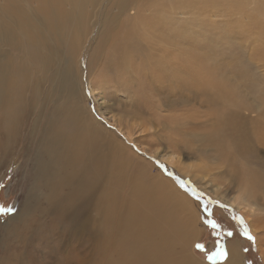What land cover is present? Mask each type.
I'll use <instances>...</instances> for the list:
<instances>
[{"label":"rangeland","instance_id":"rangeland-1","mask_svg":"<svg viewBox=\"0 0 264 264\" xmlns=\"http://www.w3.org/2000/svg\"><path fill=\"white\" fill-rule=\"evenodd\" d=\"M107 1H102L100 11L103 7L104 12L109 8L111 3L106 4ZM181 1V7H177V0L175 5L162 0H135V3L129 0L124 4L125 11L122 6L117 8L119 12L116 7L110 8L109 15L115 16V29L109 32L110 39L99 51L97 61H89L87 55L103 30H100V22L94 25L77 55L76 66L81 73L86 104L107 135L129 149L132 168L140 165L138 163H148L151 173H160L194 206L198 234L187 243L196 260L204 264H224L226 257L217 259L218 263L207 259L219 241L226 253L228 246L237 245L241 264H264V214L254 218L256 233L252 234L246 216L213 194L216 188L226 197L249 192L255 196L253 200L264 207V45L256 24L257 16L263 23L264 0L248 5L239 0L227 3L223 0ZM237 6L240 8L236 9ZM99 7L93 6L96 10ZM128 7L133 8L130 17ZM126 18L131 20L127 24L129 31L122 30L120 25L127 22ZM151 18L156 28L149 26ZM164 24L170 26L160 31ZM172 24L178 29L180 26L181 35H186L185 39L180 36L181 41L178 38L176 50H172L169 45L173 43L168 45L161 35L163 32L168 36L169 28L174 27ZM124 41L128 44L127 51L120 50ZM158 41L163 46H158ZM164 52L168 59L162 55ZM123 64L127 68L122 67ZM91 79L93 87L88 84ZM101 94L106 97L107 107L110 106L109 112L102 114L97 105ZM257 103L261 104L260 108L256 107ZM31 120L19 116L21 139L27 138ZM17 143L18 135L0 138V156L5 151L9 158L1 160L0 164V205L15 209L12 213H0V264H17L16 254L20 251H25L29 258L32 256L31 260L27 259L28 264H51L44 258L47 243H50L48 233L41 237L24 226H30V219L25 218L40 210L23 208L29 187L28 169L24 164L29 163L31 153L24 152L25 146H20V140ZM159 153L174 157V163L164 161L158 157ZM147 184L150 181L145 186ZM40 189L44 195L40 203L42 209L48 202L49 191L46 183ZM233 217L236 222H245L254 240L244 235V229L239 228ZM111 221L114 228L120 225ZM207 221L219 222L221 230H230L233 236L221 239L224 236L221 231L208 234ZM18 240L21 241L18 243ZM65 241L60 246L67 247ZM197 244H202L204 249H198ZM172 246L174 250L180 248L178 244ZM88 248L85 251L89 252ZM55 250L54 258L61 256L65 249L56 246ZM32 253L37 255V261L33 260ZM66 264L88 263L77 258Z\"/></svg>","mask_w":264,"mask_h":264},{"label":"bare ground","instance_id":"bare-ground-1","mask_svg":"<svg viewBox=\"0 0 264 264\" xmlns=\"http://www.w3.org/2000/svg\"><path fill=\"white\" fill-rule=\"evenodd\" d=\"M102 1L0 0V138L18 135V143L20 140V146H25L24 152L31 153L29 163L24 164L28 169L29 187L23 208L25 211L33 207L40 210L26 217V221L30 219V226H24L40 236L48 233V240L53 244L47 243L44 258L51 264H66L77 258L85 259L88 264H204L191 255L190 243H187L198 234L196 209L189 199L178 194L160 173H151L152 167L148 163H138L142 166L136 164L132 168L129 149L107 135L86 104L81 73L76 66L77 55L87 34L100 22V30H103L96 46L87 55L89 61H97L99 51L110 39L109 32L115 29V16L109 15V9L124 7L129 0H109L106 4H111L105 12L104 7L103 12L100 11ZM131 1L135 3V0ZM162 1L175 5L176 0ZM177 1V7H181L180 0ZM239 1L247 2L244 5L256 2ZM128 11L131 16L133 8L128 7ZM257 17V30L264 45V20L261 24ZM152 20L149 26L155 27ZM130 21L120 23L122 30L129 31L127 24ZM143 21L146 25L145 18ZM165 26L170 25L164 24L159 30H166ZM175 26L169 28L170 34L166 37L161 32L168 45L173 43V46L169 45L172 50L179 46L180 36L186 38L185 34L181 35L180 26L179 29ZM119 35L118 31L117 37ZM151 35L155 36L154 33ZM157 45L163 46L159 41ZM122 49L127 51L126 41L121 45ZM162 55L168 59L165 52ZM88 84L95 85L92 79ZM105 98L102 96L98 98L101 102L97 101L100 114L110 109ZM260 106V103L256 104V107ZM19 116L32 119L25 135L27 138L21 139ZM158 157L174 163V157L163 153ZM1 160H9L7 152H2L0 164ZM149 181L150 184L145 186ZM43 183L49 193L46 195L48 202L41 209L44 195L40 187ZM213 194L243 213L250 223V232L256 233L254 218L264 214V207L253 200L255 196L245 192L226 197L219 188L214 189ZM30 199L33 201L29 202ZM111 220L120 225L114 228ZM62 241L68 246H60ZM176 244L180 248L174 250L172 245ZM56 246L65 249L61 256H56L57 259L53 255ZM88 246L89 252L85 251ZM70 251L72 253L68 255ZM24 252L16 254L17 264H28L27 259L31 260L32 256L29 258ZM240 256L237 245H230L224 264H241ZM33 257V260L38 258L36 254Z\"/></svg>","mask_w":264,"mask_h":264},{"label":"snow or ice","instance_id":"snow-or-ice-1","mask_svg":"<svg viewBox=\"0 0 264 264\" xmlns=\"http://www.w3.org/2000/svg\"><path fill=\"white\" fill-rule=\"evenodd\" d=\"M15 209L13 207H4L3 205H0V213H12L14 212ZM207 223L209 224V226L215 230L218 225L215 223V221H207ZM232 233L229 232L228 235H231ZM244 235H246L248 237V239L250 240H254V238L249 234V232L247 231V229H245L244 231ZM196 247L200 250L204 249V246L202 244H197ZM245 251H247V249H245ZM227 253L225 251V249L220 245L219 241H217V245L214 251H212L211 253L208 254L207 259L209 261H213L215 262L217 259H224L226 257ZM250 264V262H249Z\"/></svg>","mask_w":264,"mask_h":264},{"label":"trees","instance_id":"trees-1","mask_svg":"<svg viewBox=\"0 0 264 264\" xmlns=\"http://www.w3.org/2000/svg\"><path fill=\"white\" fill-rule=\"evenodd\" d=\"M234 218V217H233ZM234 222L237 224V225H239V228L240 229H244V231H245V229H246V224H245V222L243 221V222H236L235 221V218H234ZM217 225H218V227L215 229V230H213L210 226H209V228H208V230H209V232H208V234H214L216 231H221L223 234H224V236L221 238V239H225V238H227V237H231V236H233V234H231V235H228V233L229 232H231L232 233V231H230V230H225V232L223 231V230H221V225L219 224V222L218 223H216ZM227 232V233H226ZM218 262H220V261H215V263H218Z\"/></svg>","mask_w":264,"mask_h":264}]
</instances>
